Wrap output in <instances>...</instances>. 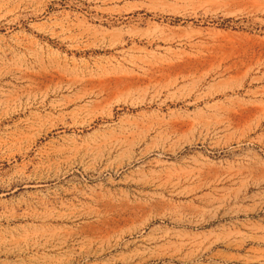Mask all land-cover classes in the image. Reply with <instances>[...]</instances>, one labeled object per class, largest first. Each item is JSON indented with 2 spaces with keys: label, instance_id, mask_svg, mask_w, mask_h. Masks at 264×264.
Segmentation results:
<instances>
[{
  "label": "rangeland",
  "instance_id": "rangeland-1",
  "mask_svg": "<svg viewBox=\"0 0 264 264\" xmlns=\"http://www.w3.org/2000/svg\"><path fill=\"white\" fill-rule=\"evenodd\" d=\"M0 264H264V0H0Z\"/></svg>",
  "mask_w": 264,
  "mask_h": 264
}]
</instances>
